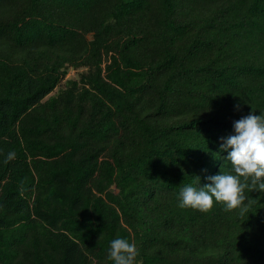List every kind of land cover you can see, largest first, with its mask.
Instances as JSON below:
<instances>
[{
    "label": "trees",
    "instance_id": "16d2710c",
    "mask_svg": "<svg viewBox=\"0 0 264 264\" xmlns=\"http://www.w3.org/2000/svg\"><path fill=\"white\" fill-rule=\"evenodd\" d=\"M253 110L264 0H0V264H264V193L178 207Z\"/></svg>",
    "mask_w": 264,
    "mask_h": 264
},
{
    "label": "clouds",
    "instance_id": "9594fccd",
    "mask_svg": "<svg viewBox=\"0 0 264 264\" xmlns=\"http://www.w3.org/2000/svg\"><path fill=\"white\" fill-rule=\"evenodd\" d=\"M234 133L221 138V150L230 169L209 176L204 186L184 184L178 194V207L207 213L220 204L225 212H238L243 217L249 212L251 201L245 191L264 193V112L234 121ZM13 154H9L11 159ZM7 162V161H6ZM247 201V203L245 202ZM136 245L126 238L110 241L107 259L112 264H137Z\"/></svg>",
    "mask_w": 264,
    "mask_h": 264
},
{
    "label": "rangeland",
    "instance_id": "374dc122",
    "mask_svg": "<svg viewBox=\"0 0 264 264\" xmlns=\"http://www.w3.org/2000/svg\"><path fill=\"white\" fill-rule=\"evenodd\" d=\"M78 73L74 70H70L66 78H77Z\"/></svg>",
    "mask_w": 264,
    "mask_h": 264
}]
</instances>
